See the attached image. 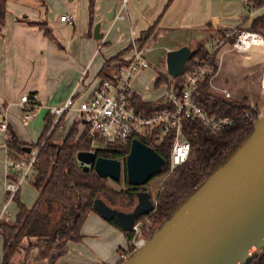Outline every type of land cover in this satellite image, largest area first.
Returning <instances> with one entry per match:
<instances>
[{
  "label": "crops",
  "instance_id": "obj_1",
  "mask_svg": "<svg viewBox=\"0 0 264 264\" xmlns=\"http://www.w3.org/2000/svg\"><path fill=\"white\" fill-rule=\"evenodd\" d=\"M88 1L78 0L75 10L68 5L57 20H51L46 12L44 16H41L42 12L30 10L23 14V9H19L14 18L6 9L4 25L0 29V121L4 119L18 141L24 147L30 146V150L35 149L33 145L43 133L48 108L61 107L69 98L73 99V106L61 117L53 142L61 144L73 127L77 134L84 130L78 105L92 98L103 80L100 72L106 62L115 58H118L115 62L128 59L132 31L140 38L154 26L153 36L146 43L145 57L156 69L139 71L133 78L132 88L142 101L155 102L168 91L166 86L164 92H158L155 86L158 76L165 75L167 52L199 43L208 45L212 38L220 36L217 31H235L246 24L242 17L246 10L250 13L261 9L254 8L248 0H239L240 18L230 22L229 18L223 17L229 6L223 0H131L126 20L113 22L108 16L119 0H96L90 23ZM64 15L71 16V21L61 22L60 17ZM35 23H45L54 40L48 39ZM96 25L103 35L101 41L93 38L92 29ZM31 93L37 95L39 107L24 121L19 100ZM5 137L6 133L0 131V214L6 201L4 184L11 174ZM21 188L18 198L24 204ZM36 197L37 193L31 204L30 201L24 205L30 208ZM17 213V206L11 200L3 219L13 222ZM81 235L80 242L67 244L65 254L56 260V264H118L119 255L128 249L125 233L96 213L87 216ZM33 242L34 239L23 238L10 258V264H47V260L37 258L36 249L25 250ZM2 256L0 236V264Z\"/></svg>",
  "mask_w": 264,
  "mask_h": 264
},
{
  "label": "trees",
  "instance_id": "obj_2",
  "mask_svg": "<svg viewBox=\"0 0 264 264\" xmlns=\"http://www.w3.org/2000/svg\"><path fill=\"white\" fill-rule=\"evenodd\" d=\"M95 1H88L90 23ZM248 1L254 8H262V12L248 20L246 25L236 29L232 36L226 39L225 44L232 45L238 33L244 30L257 33L264 39V0ZM6 2L7 0H0V29L5 21ZM35 24L44 31V35L48 39L54 40L45 23ZM153 31L154 26L136 39L141 47L150 40ZM217 33L224 37L225 33L232 32L217 31ZM215 56L216 54H211L205 43H199L191 51L179 77L174 78L171 82L165 75H159L155 86L166 85L170 90L179 91L184 78L194 72L207 58L210 57L211 66L215 67ZM117 59L105 63L100 72L103 80H111L116 74L117 67L121 63V61L115 62ZM112 63H116V65ZM208 79L209 76L206 75L197 83L192 95L193 101L199 104L206 114L215 119L232 118V125L216 133H211L200 121L184 120L182 133L190 144L189 156L183 165L168 174L169 152L172 145L171 135L160 136L157 140H154L153 136L150 141L140 139L143 144L158 153L166 163L165 167L153 177H164L153 202V211L140 218L151 222L152 234L174 215L205 180L231 159L252 135L254 121L260 114L258 108L252 105L247 97L238 100L232 97L226 99L223 95L213 92L209 88ZM163 100L164 97L155 102H144L133 95L131 103L137 111L150 114L167 107ZM245 113L249 114L251 120L244 116ZM60 119L56 125L52 126L53 119L47 115L43 133L37 143L33 145L38 149L35 159V174L30 180L31 186L37 193L34 204L30 208L26 207L20 202L17 192L12 198L18 210L14 221L9 223L4 219L0 220V236L3 244L1 264H10V258L23 238L34 239V242L29 243L25 249L27 252L36 249L39 260H47V264H56V260L65 254L68 243H78L82 240L81 227L87 216L90 213H95L93 210L94 200L101 199L113 209L130 212L135 202V193L145 191L144 187L129 186L124 173V186L117 189L110 184L109 180L99 178L93 169L87 172L83 171L76 160L78 153L93 151L97 157L124 163L130 149L129 141L127 143H105L104 148H95V141L88 136L85 128L77 134L76 127H73L61 144L56 145L53 142V135ZM49 129H51L50 132ZM26 148H30V146L24 147L14 132L7 127L5 137L7 160L16 162L26 156ZM10 178L12 179L13 175H10ZM107 222L122 231L114 219ZM124 233L128 249L123 251L125 252L123 254L128 257L133 250L130 245L131 234ZM122 262L123 260L120 259L118 264ZM248 264H264V249Z\"/></svg>",
  "mask_w": 264,
  "mask_h": 264
},
{
  "label": "water",
  "instance_id": "obj_3",
  "mask_svg": "<svg viewBox=\"0 0 264 264\" xmlns=\"http://www.w3.org/2000/svg\"><path fill=\"white\" fill-rule=\"evenodd\" d=\"M116 6L108 16L111 21ZM215 21L212 25L215 26ZM96 25L93 38L101 40ZM191 50L183 46L165 56L166 73L180 76ZM26 148V152L30 153ZM77 162L102 179L119 183L121 173L134 188L144 187L165 167L152 148L133 139L124 163L80 152ZM130 212L93 202L103 220L114 219L129 233L136 221L153 211L146 191L135 193ZM264 249V116L254 121L252 135L231 159L195 190L194 194L157 231L121 264H248Z\"/></svg>",
  "mask_w": 264,
  "mask_h": 264
},
{
  "label": "built area",
  "instance_id": "obj_4",
  "mask_svg": "<svg viewBox=\"0 0 264 264\" xmlns=\"http://www.w3.org/2000/svg\"><path fill=\"white\" fill-rule=\"evenodd\" d=\"M130 1H118L113 22L126 20ZM71 18V16L64 15L60 17V21L70 22ZM234 32L225 33L224 37L216 35L212 38L208 45L211 54L220 52L218 50L224 47L226 39L230 38ZM130 34L132 40L128 59L121 61L111 80L101 81L92 98L78 105V111L82 115L88 136L95 141V148H99L105 143H127L128 141L131 143L133 139L150 141L153 136L154 140H157L160 136L171 135L172 145L168 163V172L171 173L187 161L190 152V144L182 133L184 120L200 121L211 133H216L233 123V119L229 117L215 119L209 116L199 104L193 101L192 95L197 83L207 75L209 76L208 84L213 92L223 95L226 99H230L232 96L227 88H217L212 85L220 65L215 62V67L211 66L209 57L194 72L184 78L179 91L168 89L163 100L167 106L165 109L150 114L137 111L131 103L132 96L135 95L132 81L139 71L149 68L150 65L145 57L146 49L137 42L135 32L132 31ZM231 46L232 50L241 52L260 49L264 55V39L257 33L246 30L240 31ZM260 92L264 95V63L261 69ZM73 103V99L69 98L61 107L52 106L48 108V114L53 119L52 126L57 124L59 119L73 106ZM19 106L23 120L27 121L39 107L37 95L31 93L21 96ZM244 116L251 120L248 113H245ZM0 131L7 132L4 119L0 121ZM37 153L38 149L31 150L29 154L16 162L7 160L9 171H11L10 175H13V178L11 179L8 175L4 184L6 203L0 214V220L6 215L9 201L12 200L22 185L27 183L35 174ZM129 233L131 234L130 245L135 250L145 243L146 236L149 234V227L143 225L138 219ZM119 257L124 260L126 255L120 254Z\"/></svg>",
  "mask_w": 264,
  "mask_h": 264
},
{
  "label": "rangeland",
  "instance_id": "obj_5",
  "mask_svg": "<svg viewBox=\"0 0 264 264\" xmlns=\"http://www.w3.org/2000/svg\"><path fill=\"white\" fill-rule=\"evenodd\" d=\"M229 6L227 7V13L223 15L225 18H229L230 22H236L238 20L240 10V1L239 0H223ZM68 5L73 6V10L77 8L78 0H74L70 2L69 0H7L6 9L9 14L15 18V13L19 9L25 10L23 14H27V10L42 12L41 16H44L45 12L51 20H57L62 12H66V7ZM261 9H255L254 12H247V10L243 13L245 22H248L253 16H256L262 12ZM248 17V18H247ZM246 25V24H244ZM241 25V26H244ZM239 26L238 28H240ZM95 26L92 29L94 31ZM237 28V29H238ZM232 32L233 30H227V32ZM101 41V40H97ZM197 44L191 45L190 50L192 51ZM209 45V44H208ZM207 47L209 48V46ZM146 47V44L143 48ZM231 45L224 44L221 50L215 56V62L220 65L217 76L212 82V85L217 88H227L230 92L232 98L241 99L243 97H247L248 101L255 105L258 108L259 113L264 114V95L260 92V78H261V69L264 63V55L260 49H251L247 52H241L237 50H232ZM225 51V52H224ZM224 52V53H223ZM151 64V63H150ZM110 65V64H109ZM153 63L149 66L148 69H144V71L155 70ZM166 78L173 82V79L170 75L164 73ZM135 77V76H134ZM166 85H160L156 88L158 92H164L166 90ZM210 88V86H209ZM51 129H49V132ZM100 149L104 148L103 145H100ZM32 150H36L32 149ZM79 167L87 172L82 165L79 164ZM169 172H167L168 174ZM166 176V175H165ZM164 177H157L150 180L145 186L144 189L151 196L152 203L154 202L155 196L161 186L162 180ZM31 180V179H30ZM30 180L24 184L21 188V201L24 204H30L34 201L36 192L34 188L30 184ZM110 184L115 186L117 189L122 188L123 185V175L121 173V178L119 183H114L110 181ZM143 188V187H142ZM19 192V191H18ZM5 195V193H4ZM11 200L9 201V203ZM6 201L4 202V204ZM136 203L133 204V206ZM133 208V207H132ZM131 208V210H132ZM143 225H147L149 227V234L146 236L147 238L152 234V224L149 220L143 218L140 219ZM9 222V221H6ZM11 223V222H9ZM134 250V249H133ZM132 250V252H133Z\"/></svg>",
  "mask_w": 264,
  "mask_h": 264
},
{
  "label": "bare ground",
  "instance_id": "obj_6",
  "mask_svg": "<svg viewBox=\"0 0 264 264\" xmlns=\"http://www.w3.org/2000/svg\"><path fill=\"white\" fill-rule=\"evenodd\" d=\"M262 116H264V114Z\"/></svg>",
  "mask_w": 264,
  "mask_h": 264
},
{
  "label": "flooded vegetation",
  "instance_id": "obj_7",
  "mask_svg": "<svg viewBox=\"0 0 264 264\" xmlns=\"http://www.w3.org/2000/svg\"><path fill=\"white\" fill-rule=\"evenodd\" d=\"M122 175H123V173H122Z\"/></svg>",
  "mask_w": 264,
  "mask_h": 264
}]
</instances>
